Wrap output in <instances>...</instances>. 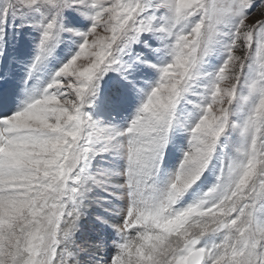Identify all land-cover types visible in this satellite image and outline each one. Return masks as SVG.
Here are the masks:
<instances>
[{"label": "snow or ice", "instance_id": "snow-or-ice-1", "mask_svg": "<svg viewBox=\"0 0 264 264\" xmlns=\"http://www.w3.org/2000/svg\"><path fill=\"white\" fill-rule=\"evenodd\" d=\"M86 214L107 264H264V0H0V264H105Z\"/></svg>", "mask_w": 264, "mask_h": 264}, {"label": "rangeland", "instance_id": "rangeland-1", "mask_svg": "<svg viewBox=\"0 0 264 264\" xmlns=\"http://www.w3.org/2000/svg\"><path fill=\"white\" fill-rule=\"evenodd\" d=\"M262 18L260 16L259 10L255 12L251 19L250 23L252 21H255L257 19ZM11 32V29H9ZM33 37L29 35L27 31H25V34L22 39L19 41V46L16 48V54H25L31 52V43H32ZM13 49L10 48V52H12ZM106 91L114 93L116 91V84L115 82H109L105 85H103ZM102 230L97 227L95 224V218L94 215H85L81 219V227L80 231L78 233V237L81 240L82 244L87 247V248H92L93 247V242L97 237H100L101 239H105L108 241V248L107 249H102V255L105 260V264H107L108 257L112 254L113 252V247L110 239V234L105 233L103 236H101Z\"/></svg>", "mask_w": 264, "mask_h": 264}]
</instances>
